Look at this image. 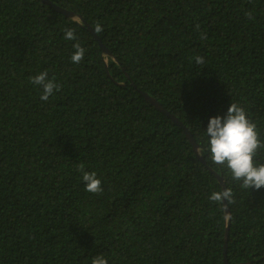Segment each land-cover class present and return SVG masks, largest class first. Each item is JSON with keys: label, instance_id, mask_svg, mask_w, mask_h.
Segmentation results:
<instances>
[{"label": "trees", "instance_id": "trees-1", "mask_svg": "<svg viewBox=\"0 0 264 264\" xmlns=\"http://www.w3.org/2000/svg\"><path fill=\"white\" fill-rule=\"evenodd\" d=\"M50 1L84 21L0 0V264H264V187L234 181L203 134L235 102L264 163V0ZM41 71L59 85L46 102L31 82ZM218 177L228 214L208 200Z\"/></svg>", "mask_w": 264, "mask_h": 264}, {"label": "clouds", "instance_id": "clouds-1", "mask_svg": "<svg viewBox=\"0 0 264 264\" xmlns=\"http://www.w3.org/2000/svg\"><path fill=\"white\" fill-rule=\"evenodd\" d=\"M94 30L99 33L103 27L97 23ZM201 35L203 36L202 33ZM64 39L73 41L74 51L70 59L74 64L79 63L86 49L77 39L73 27L64 30ZM203 59L201 56H196L195 62L201 64ZM31 82L38 87L39 99L44 102L59 89V85L46 71L32 76ZM203 134L206 138L204 150L209 153L213 162L225 166L230 171L234 181H240L247 189L264 187V163L254 159L257 149L262 146L261 141L258 138L256 125L247 117L242 106L230 102L222 114L209 115L203 127ZM80 180L86 191L91 193L102 191L100 178L94 171L81 170ZM208 200L231 203L232 189L224 187L219 191H212ZM91 264H108V259L98 254L92 258Z\"/></svg>", "mask_w": 264, "mask_h": 264}, {"label": "water", "instance_id": "water-1", "mask_svg": "<svg viewBox=\"0 0 264 264\" xmlns=\"http://www.w3.org/2000/svg\"><path fill=\"white\" fill-rule=\"evenodd\" d=\"M42 1L45 2V3L50 4L53 8H55V9L58 10V11H61V12H62L63 14H65L66 16H70V17H73V18H78L79 20L84 21V20L82 19V17H80V16H76L73 12L67 11V10H65V9H63V8H60V7L56 6V5L53 4L50 0H42ZM88 28H89V30L93 33L94 37L100 42V39H99V37L95 34L94 30H93L90 26H88ZM100 46H101L102 50H103L105 53H109L108 49H107V48H106L101 42H100ZM145 96H146V98H147L152 104H154L159 110L163 111L167 116H169L170 118H172V119L174 120L175 123L179 124L180 126H182V127L184 128V132H185L186 136L189 138L190 143L192 144L194 150H196V152H197V148H198V146H197V144H196L194 138L192 137L191 132H190L187 128H185V127L183 126V124L181 123V121H180L177 117H175L174 115H172L171 113H169L168 111H166L165 109H163L162 106H161V104H160L155 98L149 97V96H147V95H145ZM218 178H219V180H220V182H221V184H222V187L224 188L221 177H218ZM224 205H225V210H226V212H227V214H228V208H227V204H226V202H224ZM227 232H228V223L226 224V230H225L226 235H227ZM225 250H226V242L224 243V255H225V253H226ZM224 261L226 262L225 259H224Z\"/></svg>", "mask_w": 264, "mask_h": 264}]
</instances>
